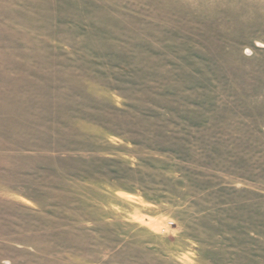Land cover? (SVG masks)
Listing matches in <instances>:
<instances>
[{
  "label": "rangeland",
  "instance_id": "obj_1",
  "mask_svg": "<svg viewBox=\"0 0 264 264\" xmlns=\"http://www.w3.org/2000/svg\"><path fill=\"white\" fill-rule=\"evenodd\" d=\"M0 264H264V0H0Z\"/></svg>",
  "mask_w": 264,
  "mask_h": 264
}]
</instances>
